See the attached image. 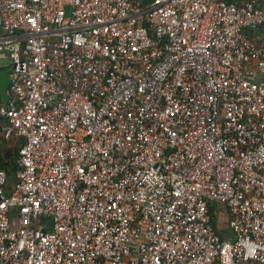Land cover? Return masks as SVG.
I'll return each instance as SVG.
<instances>
[{
    "label": "built area",
    "instance_id": "built-area-1",
    "mask_svg": "<svg viewBox=\"0 0 264 264\" xmlns=\"http://www.w3.org/2000/svg\"><path fill=\"white\" fill-rule=\"evenodd\" d=\"M0 69V264H264L263 7L0 0Z\"/></svg>",
    "mask_w": 264,
    "mask_h": 264
},
{
    "label": "trees",
    "instance_id": "trees-1",
    "mask_svg": "<svg viewBox=\"0 0 264 264\" xmlns=\"http://www.w3.org/2000/svg\"><path fill=\"white\" fill-rule=\"evenodd\" d=\"M21 144H22V140L17 139L15 137L9 140H5L1 135V125H0V166L7 170V173L10 175L11 180L13 179V174L15 172V169L18 167L16 158L18 156V148ZM218 208L219 207L217 206L211 207V213L214 219L219 218V214H221L223 211V208L221 209Z\"/></svg>",
    "mask_w": 264,
    "mask_h": 264
},
{
    "label": "water",
    "instance_id": "water-1",
    "mask_svg": "<svg viewBox=\"0 0 264 264\" xmlns=\"http://www.w3.org/2000/svg\"><path fill=\"white\" fill-rule=\"evenodd\" d=\"M9 71V69H0V97L5 107L7 106L10 97L8 93V87L11 81Z\"/></svg>",
    "mask_w": 264,
    "mask_h": 264
},
{
    "label": "crops",
    "instance_id": "crops-1",
    "mask_svg": "<svg viewBox=\"0 0 264 264\" xmlns=\"http://www.w3.org/2000/svg\"><path fill=\"white\" fill-rule=\"evenodd\" d=\"M230 1H235L237 3H240V2H243V1H246V0H230ZM250 1H252L257 6H260V7L264 8V0H250Z\"/></svg>",
    "mask_w": 264,
    "mask_h": 264
},
{
    "label": "rangeland",
    "instance_id": "rangeland-1",
    "mask_svg": "<svg viewBox=\"0 0 264 264\" xmlns=\"http://www.w3.org/2000/svg\"><path fill=\"white\" fill-rule=\"evenodd\" d=\"M1 63H2V64H7V63H9V59H8V58H5V59H3V60L1 61Z\"/></svg>",
    "mask_w": 264,
    "mask_h": 264
}]
</instances>
